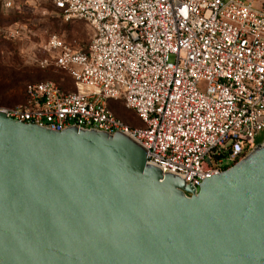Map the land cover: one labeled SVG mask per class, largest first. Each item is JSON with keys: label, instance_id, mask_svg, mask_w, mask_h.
Returning a JSON list of instances; mask_svg holds the SVG:
<instances>
[{"label": "built area", "instance_id": "obj_1", "mask_svg": "<svg viewBox=\"0 0 264 264\" xmlns=\"http://www.w3.org/2000/svg\"><path fill=\"white\" fill-rule=\"evenodd\" d=\"M92 31L86 50L50 35L35 59L64 72L28 83L8 118L60 131L123 133L146 162L198 188L242 159L264 132V10L245 0H50ZM5 11L15 0H1ZM18 8V7H17ZM121 103L141 123L109 108Z\"/></svg>", "mask_w": 264, "mask_h": 264}, {"label": "water", "instance_id": "obj_2", "mask_svg": "<svg viewBox=\"0 0 264 264\" xmlns=\"http://www.w3.org/2000/svg\"><path fill=\"white\" fill-rule=\"evenodd\" d=\"M0 264H264V142L195 188L123 133L0 111Z\"/></svg>", "mask_w": 264, "mask_h": 264}, {"label": "rangeland", "instance_id": "obj_3", "mask_svg": "<svg viewBox=\"0 0 264 264\" xmlns=\"http://www.w3.org/2000/svg\"><path fill=\"white\" fill-rule=\"evenodd\" d=\"M15 5L19 12L0 9V107L22 103L28 83L53 80L64 91H74L64 72L39 69L35 59L40 55V46L52 34L73 48L86 50L91 28L80 20L65 22L48 0H15ZM108 104L114 115L130 126L141 125L132 111L115 102ZM257 141L264 142L263 133Z\"/></svg>", "mask_w": 264, "mask_h": 264}, {"label": "crops", "instance_id": "obj_4", "mask_svg": "<svg viewBox=\"0 0 264 264\" xmlns=\"http://www.w3.org/2000/svg\"><path fill=\"white\" fill-rule=\"evenodd\" d=\"M251 2L255 7L264 10V0H245Z\"/></svg>", "mask_w": 264, "mask_h": 264}, {"label": "trees", "instance_id": "obj_5", "mask_svg": "<svg viewBox=\"0 0 264 264\" xmlns=\"http://www.w3.org/2000/svg\"><path fill=\"white\" fill-rule=\"evenodd\" d=\"M50 3H51V1L50 0H48ZM52 4V3H51ZM0 9H2L3 11H5L3 8H2V4H1V0H0ZM11 11H13V12H19V9L16 7V5H15V8H13V9H11ZM72 22V21H71ZM2 35V34H1ZM3 37H4V35H3ZM24 88H25V86H24ZM23 94H24V89H23ZM118 104H120L121 106H122V104L121 103H118ZM123 107V106H122ZM109 108L111 109V107L109 106ZM123 120V119H122ZM124 121V120H123ZM125 122V121H124ZM126 123V122H125ZM128 124V123H127Z\"/></svg>", "mask_w": 264, "mask_h": 264}]
</instances>
